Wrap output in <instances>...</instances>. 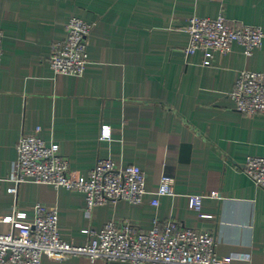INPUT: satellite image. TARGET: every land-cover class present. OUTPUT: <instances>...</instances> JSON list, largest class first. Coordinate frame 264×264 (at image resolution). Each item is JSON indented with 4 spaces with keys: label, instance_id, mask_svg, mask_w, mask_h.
Segmentation results:
<instances>
[{
    "label": "crops",
    "instance_id": "obj_1",
    "mask_svg": "<svg viewBox=\"0 0 264 264\" xmlns=\"http://www.w3.org/2000/svg\"><path fill=\"white\" fill-rule=\"evenodd\" d=\"M221 14L264 30V0H0V233L18 231L42 203L58 208L60 235L76 245L90 240L85 228L100 230L111 220L146 231L155 219H173L214 232L220 257L239 253L264 264V189L241 168L249 155L264 156V113L239 112L230 96L241 70L264 72V41L251 56L237 42L225 53L184 52L190 18ZM71 17L95 24L81 77L56 74L49 61ZM103 125L109 139L100 138ZM38 127L79 177L99 158L139 165L143 202L88 211L77 190L28 181L11 192L20 138ZM164 174L175 177L174 193L155 206ZM190 194L206 195L202 212L210 217L190 207ZM19 212L26 217L5 220ZM43 262L128 264L86 255Z\"/></svg>",
    "mask_w": 264,
    "mask_h": 264
},
{
    "label": "built area",
    "instance_id": "obj_2",
    "mask_svg": "<svg viewBox=\"0 0 264 264\" xmlns=\"http://www.w3.org/2000/svg\"><path fill=\"white\" fill-rule=\"evenodd\" d=\"M94 26L80 17L70 18L66 38L54 43L49 57L56 74L81 77L85 73L89 62V37ZM186 30L190 35L184 50L187 57L199 50L225 53L235 42L251 56L264 41L262 27L232 21L222 14L215 18L194 15ZM3 40L4 32L0 30V57ZM230 96L237 111L247 115L264 113V72L241 70ZM39 131L40 127L35 132H24L20 138L11 192L17 193L19 186L28 181L77 190L85 193L88 211L97 205L121 200L133 204L143 202L148 191L146 174L139 165L99 158L88 177H79L71 170L69 158L61 153L59 144L56 141L47 143ZM110 137L111 128L103 125L100 138ZM241 168L264 189V156L249 155ZM175 182L174 176L162 175L152 204L158 206L160 196L173 194ZM210 196L221 198L217 191ZM205 197L204 194H190L189 205L202 217H210L202 212ZM34 211V218L21 223L18 231L0 233V264H45L43 256L62 260L73 255L128 264H236V259H242L238 264H254L250 257L239 253L220 257L214 232L186 226L173 219L162 223L155 219L153 227L146 231L130 221L118 224L111 220L100 230L85 228L83 231L90 240L76 245L61 237L57 207L37 203ZM25 217V213L19 212L8 215L5 220L16 223Z\"/></svg>",
    "mask_w": 264,
    "mask_h": 264
}]
</instances>
